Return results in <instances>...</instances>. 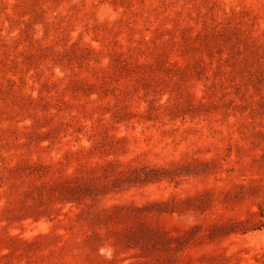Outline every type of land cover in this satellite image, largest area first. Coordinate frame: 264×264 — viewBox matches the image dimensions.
I'll return each mask as SVG.
<instances>
[{
    "label": "rangeland",
    "instance_id": "1",
    "mask_svg": "<svg viewBox=\"0 0 264 264\" xmlns=\"http://www.w3.org/2000/svg\"><path fill=\"white\" fill-rule=\"evenodd\" d=\"M0 264H264V0H0Z\"/></svg>",
    "mask_w": 264,
    "mask_h": 264
}]
</instances>
